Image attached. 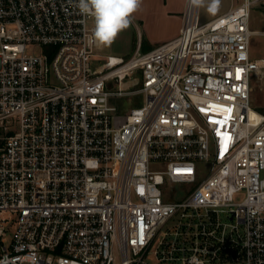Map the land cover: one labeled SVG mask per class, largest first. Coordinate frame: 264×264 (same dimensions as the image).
<instances>
[{
  "label": "built area",
  "instance_id": "built-area-1",
  "mask_svg": "<svg viewBox=\"0 0 264 264\" xmlns=\"http://www.w3.org/2000/svg\"><path fill=\"white\" fill-rule=\"evenodd\" d=\"M77 5L0 0V264H264V0L103 62Z\"/></svg>",
  "mask_w": 264,
  "mask_h": 264
},
{
  "label": "rangeland",
  "instance_id": "rangeland-1",
  "mask_svg": "<svg viewBox=\"0 0 264 264\" xmlns=\"http://www.w3.org/2000/svg\"><path fill=\"white\" fill-rule=\"evenodd\" d=\"M182 1L183 0H141L138 10L131 16L132 23L130 26L118 33L110 46L100 47V62L105 61L107 55H119L125 59L130 58L138 45V27L142 34L145 35H147L146 32L148 31H151L158 37L169 33L172 29V19L166 16V9L180 6ZM212 2L213 0H204V3L200 5V13L203 21L213 19L221 12H225L233 4L241 2V0H215V11L210 12L208 6ZM165 3L168 5L167 8L164 6ZM92 24H94V18L89 21V25ZM251 29L255 31L251 38V56L252 58L264 57V6L258 5L253 8ZM141 49L145 51L144 47ZM100 62L93 61V64L96 66ZM136 76H140L139 73H137ZM124 86L131 89L140 87V85H135L132 78H129ZM144 102L145 95L143 93L133 94L130 97H123L117 100L120 106V112L122 113L130 107L141 105ZM251 104L252 107L257 109L264 108V72L253 82ZM181 195L182 193H178L174 199L182 198Z\"/></svg>",
  "mask_w": 264,
  "mask_h": 264
},
{
  "label": "clouds",
  "instance_id": "clouds-1",
  "mask_svg": "<svg viewBox=\"0 0 264 264\" xmlns=\"http://www.w3.org/2000/svg\"><path fill=\"white\" fill-rule=\"evenodd\" d=\"M141 0H78V7L83 13H91L94 18L89 44L110 46L118 33L127 29L132 23L131 16L135 13ZM196 5H202L204 0H193ZM215 11V0L208 6Z\"/></svg>",
  "mask_w": 264,
  "mask_h": 264
},
{
  "label": "crops",
  "instance_id": "crops-1",
  "mask_svg": "<svg viewBox=\"0 0 264 264\" xmlns=\"http://www.w3.org/2000/svg\"><path fill=\"white\" fill-rule=\"evenodd\" d=\"M184 2H185V0L182 1L180 6L169 7V8H167V6H168L167 3L164 4V6L167 8L166 9V16L168 18L172 19V21H171L172 29H171V31L169 33L158 37L155 34H153L151 31H148V32H146L147 35H145V34H142L140 28L138 27V30H139L138 31V45H140L141 48L144 47L145 51H148L150 49H153V48L157 47L158 45H160L162 43L168 42V41L173 40L174 38H176L177 35L179 34L180 27H181V24H182V12H183L184 7H185V3ZM223 13L224 12H221L216 17H218L219 15H221ZM216 17H214V18H216Z\"/></svg>",
  "mask_w": 264,
  "mask_h": 264
},
{
  "label": "snow or ice",
  "instance_id": "snow-or-ice-1",
  "mask_svg": "<svg viewBox=\"0 0 264 264\" xmlns=\"http://www.w3.org/2000/svg\"><path fill=\"white\" fill-rule=\"evenodd\" d=\"M239 72H240V70L238 69L237 70V78H239ZM225 111H227V112H231V109H225ZM228 119V117H225V120H227ZM211 122V121H210ZM220 123H222V122H220ZM219 134V133H218ZM229 139H231V137H229Z\"/></svg>",
  "mask_w": 264,
  "mask_h": 264
},
{
  "label": "trees",
  "instance_id": "trees-1",
  "mask_svg": "<svg viewBox=\"0 0 264 264\" xmlns=\"http://www.w3.org/2000/svg\"><path fill=\"white\" fill-rule=\"evenodd\" d=\"M259 111H261V112H264V108H260V109H258Z\"/></svg>",
  "mask_w": 264,
  "mask_h": 264
}]
</instances>
